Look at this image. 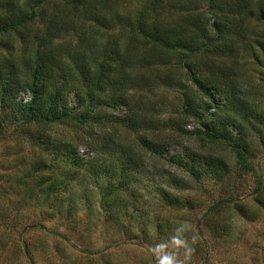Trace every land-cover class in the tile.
Here are the masks:
<instances>
[{"label": "trees", "instance_id": "16d2710c", "mask_svg": "<svg viewBox=\"0 0 264 264\" xmlns=\"http://www.w3.org/2000/svg\"><path fill=\"white\" fill-rule=\"evenodd\" d=\"M133 1L0 0V108H6L0 128H10L9 133L0 129V142L9 148L16 132L24 133L32 124L37 133H27L32 138L27 151L34 157L36 148L37 158L43 159L49 146L43 126L73 122L81 129L74 140H59V152L73 169L63 181L46 182L42 171L52 170L51 163L32 162L31 176L15 175V170L0 174V197L12 185L16 191L24 189L22 205L31 206L33 196L42 195L39 202L51 208L40 209L42 223L54 216L62 217L57 221L73 219L78 209L86 208L94 227L99 213L117 231L134 236L132 242L159 251L173 264L188 256L195 261L191 264H209L213 248H207V239L197 242L186 236L194 230L202 237L201 229L179 231L172 224L161 228L156 220V226L151 225L143 209L148 198L136 193L133 179L136 172L150 177L156 171L164 187L152 182L147 193L155 191L159 203L176 211L198 208L183 201L182 191L202 186L203 178L220 181L233 173L242 182L252 175L250 195L216 199L205 207L201 217L208 239H228L231 228L222 218L224 210L235 208L234 213L248 221L263 215L264 165L256 167L251 161L255 153L247 140L254 136L264 147V0ZM117 26L116 33L107 35ZM248 63L256 67L260 86L243 71L241 66ZM162 86L166 91H157ZM168 87L178 91L170 110L165 108ZM193 119L200 126L191 134L202 146L223 145L230 158L188 148L167 154ZM26 156L17 154L16 160ZM144 161L154 162V168L142 166ZM163 164L173 171H163ZM102 170L111 179L100 189V209L94 213L95 202L81 182L88 176L96 180ZM77 183L82 185L73 188ZM53 191L54 196L66 195L49 200ZM7 197L0 201L1 219L6 216L3 210L9 212ZM134 224L145 226L134 234ZM178 239H185L190 248L174 245L176 240L180 244ZM160 259L152 257L154 264Z\"/></svg>", "mask_w": 264, "mask_h": 264}, {"label": "rangeland", "instance_id": "374dc122", "mask_svg": "<svg viewBox=\"0 0 264 264\" xmlns=\"http://www.w3.org/2000/svg\"><path fill=\"white\" fill-rule=\"evenodd\" d=\"M131 1L133 0H129L128 3ZM136 5H138V3ZM252 23L253 22L251 21V24ZM250 26L253 25H249V27ZM117 28L118 26L108 29L107 35L110 36L113 32L116 33ZM241 44L243 46L245 42L241 41L240 45ZM241 67L247 75H250L249 79L253 85L256 87L261 85L257 76V69L252 63L242 65ZM168 88L170 93L167 91L168 94L166 93L165 95V108L170 110L176 106L175 96L178 94V91L173 87ZM165 89L166 88L162 86L159 87L157 91L165 92ZM73 92L69 95L71 102L74 100ZM157 96L158 94L155 95L154 98ZM2 109L3 108H0L2 111L0 115L6 111V108ZM80 109L81 107L73 109V112L76 113V111ZM197 126H200V123L194 119L188 122V124H185L184 128L187 129V134L181 137L179 142L172 143L168 147L167 154L188 148L194 151H202L204 153L209 152L213 156L226 154V158L231 157L228 148L223 145H212L208 147V144H205L203 147L198 138L191 134L193 128ZM27 127L28 131L24 133L16 132L18 136H15V140L9 143V145H11L9 148L5 147L6 145L4 142H0V174H12L15 170V175L18 174L22 176L23 174H26L27 176H31L34 172L31 170L32 162H34L33 165L41 166H46L48 163H51V167H53L52 170L47 169L42 171L45 175V179H48L46 182H49V179H55L59 182L63 181L67 172L72 171L73 169L69 166L68 159H65V157L59 152L58 143H60L61 139H64L66 142H69V140L72 139L74 140L81 132V129L73 122H67V124L64 123L62 125L54 124L51 126H43V133H49L47 136L49 146H44V143L38 142L42 143L43 147H47L44 151L43 159H41L37 158L39 155L37 153L39 152L36 148H33V150H36L34 157L31 154H28L30 152H28L27 149H30L32 138L27 135V133H37V130L32 124ZM0 129L2 130L1 133L10 132V128L4 129V126ZM44 141H46V139H44ZM247 141L248 149L255 153L254 158H252L251 161L256 167L259 166L262 168L264 165V147L254 136H249ZM23 153L27 155L26 158L16 160V155ZM55 158L58 160L61 159L59 164L55 162ZM145 163L146 162L144 161L142 166H152L154 168V162L152 164ZM15 164L17 165L15 166ZM13 165L14 167H12ZM163 165V171H173V167H168L167 164ZM158 169H161V167ZM78 171L81 170L78 169ZM153 172L156 173V171ZM155 173L148 177L143 176L140 172H136L135 180L133 179V183L138 189L136 193H138V195L141 194L142 198L145 200L148 198L143 209L147 211L151 225L155 227L156 221H158L160 222L159 225H162L161 228L169 227L168 224H172L173 226L177 225L179 231L184 229L187 230L189 228H197V230L201 229L203 233L202 237L201 234H194L193 232L195 231L193 229V231L187 233L186 236H189V240L192 236V240H197V242H199L201 238L207 239V248L210 244L213 248V250L210 251L209 264H264V213L256 221H248L247 219L242 218L239 214L234 213L235 208H231L229 211L224 210L222 212V218H224L227 225L231 228L228 239L225 240L222 239L223 236L208 239V227L207 225H204L202 220L203 217H201L205 207L216 199H230L229 196L234 198L239 194H241V196L237 198H241L244 197L245 194H249L254 184V177L252 175H248L242 182H238L239 180L233 175V173L230 176H226V178L223 177L220 181L215 178H203L205 181L202 183V186L197 185V187H193L191 190L188 188L182 191L183 196L185 197L183 201H191L192 204L197 203L198 208L194 210L189 207L190 210L182 209L174 211L165 208L166 206H169L168 203L164 205L159 203L155 191L147 193L148 190H150L152 182L156 186L164 179L161 175H156ZM77 174L81 175L82 173L78 172ZM109 177L108 173L102 170L95 175L96 180H93L91 176H88L86 180L81 182L82 184H87L89 189L88 196L93 200V203L95 202L92 209L94 213L98 208L100 209L99 191L104 188L108 179H111ZM9 179H12L11 176ZM0 183H2L1 180ZM82 184L77 183L72 186L73 188L78 189ZM158 187H164V184H160ZM169 192L177 194V192L172 189H169ZM23 193L24 189L16 191L12 185L7 188L3 197H0V201L3 200V202H5L4 197L6 196H8L7 200H9L6 208L9 212L3 210L2 213H5L6 216L3 219L0 218V264H154L152 257L158 256L161 257L162 260L167 257L166 255L161 256V253L153 248L151 249L148 247L150 248L148 249L146 246H142L145 244L139 245L138 242H132L134 236H128L127 234H129V232L117 231L116 226L110 224L105 218H102L99 213L97 217V227H94L91 224L92 216L88 213V209L86 208H83L82 210L78 209V211L75 212L73 219L68 218L67 221L65 219H58L59 221H57V218L62 217L54 216L50 218L48 217V219L42 223L39 220L40 214L43 213L40 209L44 208L50 210L51 208L47 207L46 204H41L39 202L42 199V195L38 193H36L31 199V206L22 205L19 201L21 200ZM54 195L55 191L48 195V199L52 200L51 197L53 196V200H62L63 196L66 194ZM150 201L153 203L150 204ZM157 204H160L159 207L154 209V205ZM34 206L38 208L34 210ZM226 218L229 219L226 220ZM196 220L201 221H198V223ZM149 221H146V226L134 224L132 229L133 233H137V231H140L141 227L144 226L147 229H150L151 225ZM87 227H89L88 230H86ZM50 231L55 232V234ZM179 241L180 244L176 240L174 245L177 244L180 247L184 246L186 249L190 248V245L187 244L185 239ZM24 246H26V249L28 246V255L25 254ZM170 251L171 250L169 249L165 250L167 255L172 253ZM172 255L174 258L173 253ZM189 257L190 256L182 259L179 264L194 263V259H189ZM161 259L159 260L160 262L162 261ZM160 262L158 264H160Z\"/></svg>", "mask_w": 264, "mask_h": 264}, {"label": "clouds", "instance_id": "9594fccd", "mask_svg": "<svg viewBox=\"0 0 264 264\" xmlns=\"http://www.w3.org/2000/svg\"><path fill=\"white\" fill-rule=\"evenodd\" d=\"M160 264H173V260H172V258L165 257V258L160 262Z\"/></svg>", "mask_w": 264, "mask_h": 264}]
</instances>
